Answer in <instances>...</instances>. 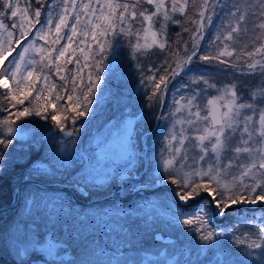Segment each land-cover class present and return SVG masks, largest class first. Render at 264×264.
Returning a JSON list of instances; mask_svg holds the SVG:
<instances>
[{"label":"snow or ice","instance_id":"1","mask_svg":"<svg viewBox=\"0 0 264 264\" xmlns=\"http://www.w3.org/2000/svg\"><path fill=\"white\" fill-rule=\"evenodd\" d=\"M35 2L38 6L33 8L32 0H25L23 6L20 0H0V94L6 102L0 109V171L6 170L7 161L18 151L13 140L20 128L17 122L22 118L49 121L69 138V145L75 144L80 139L76 123L90 115L96 93L101 90L104 60L113 50L111 37H135V43L129 41L133 54L170 48L167 26L180 25L176 14L187 16L191 4L198 19L189 17L196 25L190 53L187 44L183 58L176 59L173 51L159 68H150L152 74L141 82L150 85L148 99L157 103L168 94L173 81H177L172 87L179 95L173 100V111L163 117L167 133H162L160 150H141L137 171L142 170V179L138 183L173 186L161 204L167 209V226L176 228L184 237L178 235L167 253L179 257L175 264H264V83L250 89L235 82L222 87L209 82V68L264 81V0ZM206 26L212 29L208 33L210 54H202L198 46ZM33 36L35 39H31ZM74 37L78 38L76 48L72 47ZM70 50L72 55L66 56ZM77 51L84 59L83 65L80 59L73 60ZM115 59L118 57L113 64ZM194 60L208 63L196 67ZM71 63L76 70L69 80L65 68ZM85 69L86 79L81 76ZM53 73L64 82L62 89L51 80ZM61 90H70L71 94L62 96ZM212 90L215 95L209 94ZM110 95L121 99L120 88L113 89ZM61 100L68 103L58 106ZM149 119L150 114L137 117L140 123ZM149 131L146 128L140 134L147 139ZM129 137L126 129L120 146L123 154ZM116 147L115 140L96 141L95 149L82 155L85 163L70 174L72 182L89 188L94 174L101 173V157ZM190 152L195 154L190 157ZM49 208L57 211L54 203ZM59 211L71 216L75 210L62 207ZM234 211H240V216L232 217ZM217 217L229 220L230 228L217 231ZM73 219L83 226L81 230L97 227L87 223V214H77ZM257 220L260 226L256 225ZM248 227L255 231L241 230ZM70 228L76 230L75 225ZM106 228V234L114 230L108 225ZM46 251L55 264L59 259L56 244H50ZM93 254H97L95 250ZM98 255L104 253L100 251ZM166 260L154 264H166ZM80 264L140 262L86 257Z\"/></svg>","mask_w":264,"mask_h":264},{"label":"trees","instance_id":"2","mask_svg":"<svg viewBox=\"0 0 264 264\" xmlns=\"http://www.w3.org/2000/svg\"><path fill=\"white\" fill-rule=\"evenodd\" d=\"M20 2L23 6L25 0H20ZM32 6L33 8L38 6L35 0H32ZM176 17L180 18L182 22L183 17L178 15H176ZM194 19H198V17L195 16ZM43 21L44 15L42 14L41 22L43 23ZM191 23L192 22L190 21V24ZM194 25L195 24L192 23V26ZM175 26L178 27V25L174 24L168 32V45H172V47L175 46L176 48H174V50H178L181 48V45L184 44L186 39L183 33H181L179 35L180 38L177 37V42L174 40L173 29L175 30V28L173 27ZM194 30L192 29V31H188L189 37L193 35L191 32H194ZM178 32H181V30H178ZM205 37V44L201 46L203 51L202 53L210 54L212 47L210 43L211 36L207 33L205 34ZM31 38L35 39L34 36ZM111 39L113 45L119 43V46L117 45L114 47L113 50L107 54V58L104 60L101 90H98L96 93L92 109L90 110V115L88 117L80 118L76 123L77 129H79L80 139H78L75 144L69 145L67 143L69 138H65L62 133H59V130L56 129L49 121H44L39 117L22 118L17 122L20 129L28 131V136H16L14 138L13 143L18 151L14 154L13 159L7 161L6 170L0 171V208L16 201L14 190L23 180L27 178L36 177L49 183L61 182L69 185L71 184V186L76 185L72 182L70 174L85 163V161L81 158L82 155H84L83 149H85L86 153L87 151H93L95 149L96 141L99 142L104 140V138L108 136L105 130L109 123L113 119H116L118 114L119 116H125L127 114L126 111L129 108L132 109V112H136L137 110L138 112L143 113L148 112V107L144 106L148 104V97L151 96V92L149 91L150 86L147 83L141 82L145 76L152 74L149 71L150 68H159L163 60L172 56L174 50L170 52L169 48L164 50L155 48L144 54H133L131 43L129 41L131 40V42L134 43V37L117 35L115 37H111ZM73 40L74 43L72 47L76 48L78 38L75 39L74 37ZM70 55H72L71 50L66 54V56ZM115 57H118V59H115V64H113ZM98 58L99 57H97V59ZM75 59H80L81 65H83L84 59L79 51H77L75 57H73V60ZM61 63L63 64V61ZM75 70L74 63L66 65L65 72L68 75L69 80H71V76L75 74ZM87 71L88 69H85L84 72L81 73V76L85 79ZM219 73L224 75L221 76L220 79L226 82L238 77L236 74L234 75V73L228 71ZM209 77H212L209 78L210 81L217 78H214L211 75ZM257 78H255L256 80L253 78L252 81L248 83H252L251 86L256 85L257 82L261 81L260 77ZM187 79H189V77H186V80ZM51 80L56 83L58 89H62L64 82L60 81L54 73L51 74ZM116 87L120 88V92L122 94V97L119 100L110 95V92ZM68 94H71L70 90L67 93L61 90L62 96H66ZM151 102L153 103L150 107V109H153L152 112H150V120H152V122L148 121L147 123H142L143 127L147 129L151 128L153 124H155L156 118L161 110V101L157 103L156 101L151 100ZM67 103L68 102L66 100H61L58 102V106L66 105ZM5 104L6 102L3 101L2 94H0V109H2ZM166 110L167 109L165 107L162 114H167ZM0 115H2V113H0ZM68 127L71 128V124H69ZM162 133L166 134L164 127L161 131H159L157 137L161 146L163 144L161 139ZM9 147L11 148L12 146L10 145ZM67 149H70L71 151H69V155H65ZM137 152L138 153H135L137 160L136 163L133 164L137 165V167L135 166V168H130L128 165L129 162L122 165L120 163L117 167H114V170L107 179H104L103 182L101 181L102 183L96 184L93 182L95 187L90 186L88 188L89 191H92L91 189H108V192L114 193L119 192L122 187H125L126 189L129 185H133L132 181L126 182L122 185L120 182V175L126 171L134 172L137 169H140V157L142 154L140 153V150ZM61 162L65 165L63 169L59 168L62 167ZM0 167L3 166L0 165ZM95 179L96 176L94 175V180ZM132 189L124 192L126 197L132 195ZM75 190L77 191L79 197L86 201L102 197L97 196V193L91 194L92 196L90 197H85L80 195L76 188ZM24 191L25 193L21 203L22 206L20 205L21 207L19 206L16 211L7 216H0V245L2 242H7L4 246L6 248V251H4L5 256L3 258L5 264H18V260L15 257L16 254L12 252L13 247H10V245L12 246L14 239L18 237L16 236L17 233H20L19 236H23L21 238L26 237L33 231H37L38 233L44 235L50 233L55 240L63 242L64 245L71 250V255H75L78 259L76 264H80V261L86 257L98 260L99 256H101L98 255L100 251L104 253L101 258L104 257L105 260L112 258V250H115L114 248L120 250L118 243L121 239H123L122 243L124 240L126 242L130 240L136 241L140 233L136 231L138 226H133V224L139 221L141 217L144 220H147V225H153L158 222L154 220V217L161 216V218H164L163 216L166 215L165 210L157 207V204H159L158 202L152 204L148 203V205H146L147 200L152 202L153 200L157 201V197H160V194L162 195L165 192L160 193L159 196L140 194L135 200L128 204H122L123 206L121 205V207L119 206L120 204L114 201L99 206L80 207L72 200L70 195L63 190H46L39 186L28 184ZM29 201H32L33 203L29 204ZM53 203L57 209L56 212H52L49 208V205H52ZM153 205H156V207H153ZM124 206L126 208H124ZM62 207H70L75 211L71 216H68L59 211ZM128 208L131 209L129 210ZM128 210L129 213L127 215L126 212ZM102 212L107 214L100 215L99 213ZM77 214L80 216L87 214V223H95L97 227L94 230H81L83 226L80 225L78 220L73 219V217ZM152 214L154 215L153 217ZM231 216L235 217L233 213H231ZM130 220L132 223H130ZM70 225H75L76 230L70 228ZM106 225L114 229L110 232V234H106ZM224 227L230 228L229 220H227L224 224L218 225L217 231ZM121 228L123 231H121ZM241 230L244 232L255 231V229L251 227L243 228ZM149 232L150 229H145L142 235L146 236L145 234ZM239 234L240 233L237 232V236H239ZM12 236L15 237L11 241L10 239ZM252 238L255 239L256 237L252 236ZM145 244H149L150 246L149 242H142L141 246L144 247ZM141 246L138 247L137 244L135 247L138 249ZM93 250H95L97 254H93ZM116 257L117 259H120L118 256ZM29 261L25 263L32 264V261Z\"/></svg>","mask_w":264,"mask_h":264},{"label":"rangeland","instance_id":"3","mask_svg":"<svg viewBox=\"0 0 264 264\" xmlns=\"http://www.w3.org/2000/svg\"><path fill=\"white\" fill-rule=\"evenodd\" d=\"M199 2L200 1H197V3H199ZM217 11H218V9H217ZM195 12H196L195 9H193L191 4H190L187 16L183 17V20H182L181 24L178 25V27L177 26L173 27V28H175V30L173 29V32H174L173 36H174L175 41L177 40V37L180 38L179 35L181 33H183V35L186 39V41H184V44L181 45V48L178 47L179 48L178 50L177 49L174 50V48H176L175 46H173V47H172V45L170 46V48H169L170 52H172L173 50L176 52V56H175L176 59H180V58H183L185 56V50H184L185 44L188 45V49H187L188 52L190 53V51H191L193 39H192V36L189 37L188 31H190V30L192 31V29L194 30L196 27H195V25L192 26V23L190 24L189 17L191 19H194L196 16ZM176 15L181 16L179 13H177ZM213 20H214V23H216L215 17H213ZM173 25H174L173 23L168 24V26H167V37H168V32L170 31V28ZM157 28H159V24H157ZM185 28L188 29L187 32L184 31ZM178 30H181V32H178ZM211 31H212V29H209L207 26L204 29L205 34L211 32ZM187 33H188V35H187ZM193 33L194 32H191V34H193ZM207 37L210 38L209 36H207ZM205 38L206 37L204 35L203 39H201L199 41L198 46L200 49H201V46L203 44H205ZM168 39H169V37H168ZM185 39H183V40H185ZM133 42L135 43V37H134ZM167 42L169 44V40ZM118 44L119 43L113 45V48L116 47ZM152 49H155V48H152ZM152 49H149L148 51H150ZM202 54H204V53H202ZM172 55H173V53H172ZM163 62H164V60H163ZM163 62L161 64H163ZM193 63L196 67H198V66L200 67V66L206 65L208 62L194 60ZM221 67H223V66H221ZM209 73L214 78L217 77L213 81L209 80L210 83H215L217 85V87H222L224 84L235 82L238 85L239 84H246L249 88L251 87L250 89H252V88H259L260 85L262 83H264V81H260V82H257L256 85L251 86L252 83L249 84L248 82H251L253 78L255 79L257 77H247V76L242 77L243 75H241L240 73H235L236 76H238V77L234 78L233 80L227 79L229 82H226V81H222L220 79L221 76H224L221 73H219L217 71H213L211 68H209ZM161 74H163V73H161ZM239 76H241V77H239ZM209 78H212V77H209ZM244 78H247V79H244ZM177 79L179 80V78H177ZM185 79H186V77H185ZM176 82L177 81H173L172 84H176ZM172 84L169 85V92L166 96L167 98H166L165 105H164V108L166 107V109H167L166 110L167 114L170 113L171 111H173V108L171 106L173 104L174 98H178V95H177L178 92L172 88ZM209 94L215 95V91L212 90V91H210ZM245 94H247V93H245ZM163 98L164 97H162L160 101H162ZM152 104L153 103L151 102V100H149L148 104L144 106V107H148V110H147L148 112L143 113V112H138V110L136 112H132V109L129 108L126 111L127 114L125 116H119V114H118L117 115L118 117L116 116V119H113L109 123L108 127L105 130V132L107 133L108 136L104 139L115 140L117 142V147H116V149L115 148L111 149L110 151H108L106 154H104L101 157L100 162H99V164H100L99 170L101 171V173L94 174L96 176V179L93 181L94 183H96V184L102 183L104 181V179H107L109 177V175H111L112 171L114 170V167H117V165H119L120 163L122 165V164L129 162L128 165L130 168H135V166L137 167V165H133V164L136 163L137 158L135 157V155H136L135 153H138L137 152L138 150H140V153L142 154V156H143V151H141L142 149L144 151H148V152H151L152 150H156V151L160 150V148L162 146L160 145L159 139H157V137H158L159 131H161L163 129V127H164L165 132L167 133V129L165 128V124L167 121L165 119H163V117L167 114H165V113L161 114L160 117L156 118L155 124H153V126L151 128H149L150 131L148 133L147 139L140 134L144 129H146L143 127L144 123L142 124L137 120V117H143L144 115L150 114V112H152L153 109H150ZM157 120H158V122H157ZM149 121L152 122V120H150V119H149ZM137 125H139V127H136ZM133 128H136V130L133 131ZM126 129L130 133V137L128 138L126 147L124 148V154H123L120 152V146L123 144V142L125 140V130ZM16 136L27 137L28 131L22 130L19 128ZM69 151H70V149H67L65 152L66 153L65 155H69L68 154ZM83 154L84 155L86 154L85 149H83ZM194 154L195 153H193V152L189 153L190 157ZM189 162H191V160ZM64 167H65V165L63 167H59V168L63 169ZM137 170L134 172L126 171L120 175V178H121L120 182L122 185H124V183L129 182V181H132V184H133V185H129V187L126 189L124 187L123 191H122V195L124 194V192L129 191L133 187L134 188L132 189L131 192H135L137 188L143 189V188H152L153 187V186L149 187L147 185H141L140 183H138V181H140L142 179V170L141 171H137ZM31 178L42 181L36 177H31ZM23 182H24V180L14 190L16 201L13 202L12 205L16 204L18 202L20 195L23 194L21 196V200L19 202V205L15 208V210L5 212V213L1 214L0 216H7V215L13 213L14 211H16L20 205L22 206L21 203H22L24 193H25L24 189L29 184L28 183V184L24 185V187L21 191L20 186ZM42 182H45V181H42ZM45 183H49V182H45ZM55 183H61V182H55ZM94 183H92L91 187H95ZM61 184H65V183H61ZM65 185L68 186L69 188L73 189V190H75V188H76L78 190L79 194L83 195L85 197H90V196H92L91 194H93V193H97L98 194L97 196H102L101 198L110 196V194H112V193L107 191L108 189H106V190L105 189H99V190L98 189H91L92 191H89L88 188H82V186H78V185H74V186L72 185L71 186V184L70 185L65 184ZM166 193H167V191H165L164 194H166ZM164 194H162V195L160 194V197H157V201L153 200V202H152L150 200H147L146 205H148V203L152 204V203L158 202L159 204H157V207H159L160 209L165 210L167 212V209L165 207H163L161 204V201H163L164 197H165ZM125 196L126 195H124L122 197L126 198ZM157 196H159V195H157ZM115 201L118 204H120L119 205L120 207L123 204L120 201H117V200H115ZM125 204H128V203H125ZM9 205H11V204H9ZM99 205H103V203L98 204L97 206H99ZM5 207L6 206L1 207L0 210L5 208ZM124 208H126V207L124 206ZM128 209L130 210L131 208H128ZM138 209H139V207H138ZM129 210L126 212L127 215L129 213ZM126 213H124V214H126ZM99 214L100 215H106L107 213L102 212ZM153 216L154 215L152 214V217ZM237 216H239V215L235 214V217H237ZM163 217H165V216H163ZM217 218L220 219L221 217H217ZM119 219H121V218H119ZM154 220L158 221V222L154 223L153 225H147V223H148L147 220H144L142 217L139 221L135 222L133 224V226H138V228H136V231L138 233H140L137 240L135 241V240L129 239L130 240V241H128L129 243L126 242L125 240L122 243L123 239H121V241H119V243H118L120 250H117V248H114L115 250H112V252H111L112 258H110V259H114V258L117 259L116 256H118L120 259L135 260V261L140 262V264H154L155 261L167 259L166 264H175V260L179 259V257L173 258L172 256L167 255V253L172 250L173 245L176 243L177 236L180 235L181 239H183V235L181 233H179L176 228L167 226L165 218H161V216H156V217H154ZM159 221H160V223H159ZM130 223H132L131 220H130ZM255 223L258 226H260L259 220H257V222H255ZM145 229H150V232L145 234L146 236H143L142 234H143ZM220 229H223V228H220ZM19 235H20V233H17L16 236H18V237L14 239L12 246L10 245V247H13V249H14V250L12 249V252H14L16 254L15 257L18 260V264H26L25 262H28L29 260H30L29 262L32 261V264H53L52 256H49L47 251H46L47 247L50 244H56V253L59 256V259L55 262V264H76V262L78 261V259L76 258L75 255H71V250L69 248H67L63 242L55 240L50 233H47L44 235V234L38 233L37 231H33L32 233H30L26 237H24L25 239L21 238L23 236H19ZM14 237L15 236H12L10 240L12 241ZM142 242H149L150 246H149V244H145L143 247V246H141ZM6 243L2 242V244L0 245V264H5L3 261V258L5 256L4 251H6V248L4 246ZM130 244H132V245H130ZM137 244H138V247L141 246L138 249L135 247V246H137ZM24 249H27V251H24ZM160 253H164L165 255L161 256ZM98 260L107 261L109 259L105 260L104 257L101 258V256H99Z\"/></svg>","mask_w":264,"mask_h":264},{"label":"water","instance_id":"4","mask_svg":"<svg viewBox=\"0 0 264 264\" xmlns=\"http://www.w3.org/2000/svg\"><path fill=\"white\" fill-rule=\"evenodd\" d=\"M28 183H33V184H35V185H38V186L43 187V188H46V189H63V190H65V191H67L75 201H77V202H79V203H81V204H84V203H83V202L77 197V195H76V193L74 192V190L71 189V188H69V187L66 186L65 184H61V183L49 184V183H45V182L39 181V180H37V179L29 178V179L24 180V182H23V183L21 184V186H20V190L22 191L24 185H26V184H28ZM171 187H172V186H170V185H167V187L157 185L155 188H152V189H149V190L146 189V188H143V189H140V188H139V189H137V190L135 191V194L138 193V192H144V193H147V194H154V193H156L158 190H160V189H162V188H167V190H168V189H170ZM109 199H115V200L120 201V202L129 201V200H125V199H123V198H121V197H119V196H117V195H110V196H107V197L102 198V199H100V200L92 201L90 204H99V203H102V202L108 201ZM20 200H21V196L19 197L18 202H17L16 204L8 205V206H6L5 208L1 209V210H0V215L3 214V213H5V212H8V211H13V210H15V208L19 205ZM237 208L242 210V209L244 208V206H237ZM258 215H259V213H258ZM224 220H225V219H224L223 217H222L221 219L216 218V222H217V223H222V222H224Z\"/></svg>","mask_w":264,"mask_h":264},{"label":"bare ground","instance_id":"5","mask_svg":"<svg viewBox=\"0 0 264 264\" xmlns=\"http://www.w3.org/2000/svg\"><path fill=\"white\" fill-rule=\"evenodd\" d=\"M163 105H165V103H162V102H161V106H163ZM22 195H23V194H22ZM22 195H20V196H22ZM104 198H105V197H104ZM109 200H112V199H109Z\"/></svg>","mask_w":264,"mask_h":264}]
</instances>
